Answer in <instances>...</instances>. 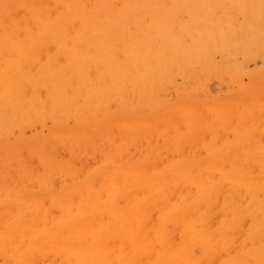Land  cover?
<instances>
[{
    "label": "bare ground",
    "instance_id": "1",
    "mask_svg": "<svg viewBox=\"0 0 264 264\" xmlns=\"http://www.w3.org/2000/svg\"><path fill=\"white\" fill-rule=\"evenodd\" d=\"M0 264H264V0H0Z\"/></svg>",
    "mask_w": 264,
    "mask_h": 264
}]
</instances>
